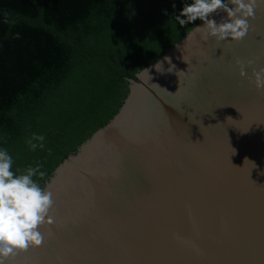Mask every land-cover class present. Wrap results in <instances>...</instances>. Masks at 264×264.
<instances>
[{
	"label": "water",
	"instance_id": "water-1",
	"mask_svg": "<svg viewBox=\"0 0 264 264\" xmlns=\"http://www.w3.org/2000/svg\"><path fill=\"white\" fill-rule=\"evenodd\" d=\"M249 23L239 43L193 28L162 70L128 79L118 112L45 183V242L10 264H264V90L250 82L264 5ZM237 59L254 61L245 78Z\"/></svg>",
	"mask_w": 264,
	"mask_h": 264
},
{
	"label": "trees",
	"instance_id": "trees-1",
	"mask_svg": "<svg viewBox=\"0 0 264 264\" xmlns=\"http://www.w3.org/2000/svg\"><path fill=\"white\" fill-rule=\"evenodd\" d=\"M188 2L0 0V149L13 170L41 164L46 176L34 179L44 187L118 112L128 79L201 22L175 21ZM33 133L45 136L44 149H29Z\"/></svg>",
	"mask_w": 264,
	"mask_h": 264
},
{
	"label": "clouds",
	"instance_id": "clouds-1",
	"mask_svg": "<svg viewBox=\"0 0 264 264\" xmlns=\"http://www.w3.org/2000/svg\"><path fill=\"white\" fill-rule=\"evenodd\" d=\"M261 5H264V0H189L175 21L183 27L199 20L202 26H196L194 30L202 34L204 40L215 38L217 42L239 43L248 35L249 22L255 18ZM220 12L225 16L218 23L211 17ZM8 15L5 13L6 23L9 22ZM13 38L18 39L19 33ZM168 59L165 58L166 61ZM253 63V60L235 61L241 78L247 76L246 69ZM157 66L158 70H162L160 62H157ZM250 82L258 91L264 90V67L252 69ZM26 144L32 151L44 149L45 136L33 133ZM48 151L51 153V149ZM13 164L9 152L0 149V264H10L19 254L40 247L45 242L41 226L55 223L52 214L54 193L50 186L42 187L34 179L46 176V172L41 171L42 165L14 171Z\"/></svg>",
	"mask_w": 264,
	"mask_h": 264
}]
</instances>
